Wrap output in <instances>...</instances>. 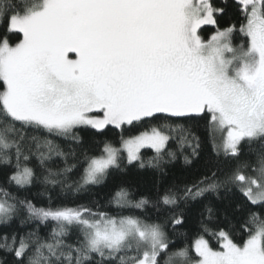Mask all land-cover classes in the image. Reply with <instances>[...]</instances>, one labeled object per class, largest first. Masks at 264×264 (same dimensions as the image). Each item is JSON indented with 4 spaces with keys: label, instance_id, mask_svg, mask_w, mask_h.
Wrapping results in <instances>:
<instances>
[{
    "label": "snow or ice",
    "instance_id": "obj_1",
    "mask_svg": "<svg viewBox=\"0 0 264 264\" xmlns=\"http://www.w3.org/2000/svg\"><path fill=\"white\" fill-rule=\"evenodd\" d=\"M233 3L237 22L221 26L217 17L227 0L222 7L212 0H0V165L6 185L24 189L39 181L80 192L103 183L124 161L160 169L166 157L177 158L167 148L173 138L195 157L199 138L176 123L181 120L205 119L217 157L237 161L222 174L213 170L166 189L156 201L134 200L120 188L110 200L116 214L87 204L53 206L51 197L47 207H37L0 186V225L10 226L21 210L22 225L53 224L47 237L39 227L0 235V251L11 264H161V257L163 264H264V218L251 211L264 207V0ZM205 25L215 29L207 39L200 35ZM159 119L166 122L151 123ZM144 124L136 134L121 135L119 147L105 140L95 154L89 148L80 157L47 136L22 131L42 130L80 145L79 129L102 133L107 126ZM26 141L34 150L25 151ZM254 142L262 148L256 160L239 162L244 144ZM142 149L154 155L145 161ZM33 156L40 175L29 166ZM53 157L65 166L48 167ZM69 157L77 163L69 165ZM184 161L191 163L188 156ZM81 163L79 180L68 183L67 174ZM221 189L240 194L241 220L216 218L205 204L195 239L169 251L165 229L183 225L181 203ZM149 204L157 217L162 209L168 214L163 220L134 214ZM70 232L77 235L74 243L66 242Z\"/></svg>",
    "mask_w": 264,
    "mask_h": 264
},
{
    "label": "trees",
    "instance_id": "obj_2",
    "mask_svg": "<svg viewBox=\"0 0 264 264\" xmlns=\"http://www.w3.org/2000/svg\"><path fill=\"white\" fill-rule=\"evenodd\" d=\"M217 7L224 6V0H212ZM228 8L225 13L217 17L221 26L227 23L237 22V11L233 0H227ZM237 27L239 24L237 23ZM213 26H203L200 30V35L207 39L208 36L214 31ZM3 34V29H0V35ZM17 35L10 37L12 42L18 40ZM241 37L239 33L235 34L234 43H240ZM166 121L163 119L151 121L154 124H163ZM176 123H183L186 127L191 128V132L199 138L200 147L198 149V155L193 157L191 155L192 149L185 147L180 148L178 138L171 139L167 148L170 151H174L177 154L175 160L164 163L160 169L148 167L147 165L143 168L138 163L127 164L126 161L121 163L119 169L110 170L108 176L103 183L94 185L86 188L80 192H63L59 185L57 186H45L39 181L33 183L24 189H17L14 186H8L4 181V170L5 166L0 165V186L8 187V190L19 198H27L31 200L37 207L49 205V197L52 199V205H68L75 206L77 204H87L90 207L95 208L98 206L99 210L106 211L112 214H116L119 209L115 205L110 203L113 194L120 188L126 189L130 197L134 200L144 196L150 201H156L157 198L162 195L166 189L173 188L177 189L183 184L192 183L202 176L209 175L211 171L219 169L222 174L233 166L237 161L225 160L223 156L217 157L212 147V137L209 134L207 123L205 119L198 121H176ZM147 124L144 125H125L123 129H116L113 126H107L102 133H96L92 129H79L77 130L82 137V143L77 145L75 142L66 141L62 138L48 135L42 130L37 132L32 129H22L26 136L39 135L42 138L47 136L48 139H53L57 144L61 146L64 151H69V148L75 149L78 157L84 149H92L93 154L95 151L102 146V142L108 140L119 147V141L121 135L128 136L136 134L141 131ZM17 128L20 126L17 124ZM175 135V134H173ZM101 142V143H97ZM29 148L34 150L35 146L30 141H26L24 149L27 151ZM262 151L261 142H254L251 146L247 143L244 144L242 154L239 158V162H253L256 160L258 154ZM154 155L151 149H142V156L145 161ZM184 156H188L191 163H185ZM77 160L69 157L68 164H75ZM29 166L34 167L37 175L41 174V169L38 166L35 156H33L29 162ZM48 167L63 168L64 161L62 158L53 157L47 163ZM83 171V164H78L77 168L73 169L67 174V182L72 183L79 180L80 174ZM242 199L240 194L235 189L227 190L221 189L218 194H205L204 197L197 199L196 201H189L187 203L182 202L180 208L184 211V223L182 226L176 227L175 229L169 224L166 227L168 238L172 242L169 251L175 248L183 247L186 244L190 245L192 240L195 239L199 230V221L201 219V211L205 204L210 205L214 210V216L216 218H223L227 216L234 223L240 221L245 213L237 211V204H240ZM179 210V209H178ZM251 211L257 212L262 218H264V207H253ZM122 214H128L127 211ZM136 215L143 217H150L153 220H163L164 216L168 214L167 209H162L160 216H156V210L149 204L144 210H136ZM26 213L21 210L18 215L13 217L10 222V226L0 225V235L4 233H10L12 231H19L26 233L28 231L35 230L39 227V235L41 237H47V234L51 231L53 224L48 223L46 225H37L35 222H26L21 224V220L25 219ZM234 234L237 242L241 240V230L237 223L234 229ZM210 240L213 247H218L215 240L206 237ZM67 243H74L77 240L75 232H70L69 236L65 238ZM193 257L195 253L192 252ZM0 259H7L11 264L12 257L3 251H0ZM161 264H163V257H161Z\"/></svg>",
    "mask_w": 264,
    "mask_h": 264
},
{
    "label": "flooded vegetation",
    "instance_id": "obj_3",
    "mask_svg": "<svg viewBox=\"0 0 264 264\" xmlns=\"http://www.w3.org/2000/svg\"><path fill=\"white\" fill-rule=\"evenodd\" d=\"M205 26H211V25H205ZM203 27V26H202Z\"/></svg>",
    "mask_w": 264,
    "mask_h": 264
}]
</instances>
